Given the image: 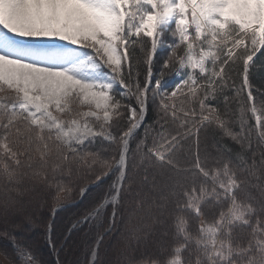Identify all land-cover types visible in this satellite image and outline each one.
<instances>
[{
  "label": "snow or ice",
  "instance_id": "1",
  "mask_svg": "<svg viewBox=\"0 0 264 264\" xmlns=\"http://www.w3.org/2000/svg\"><path fill=\"white\" fill-rule=\"evenodd\" d=\"M159 48L168 56L156 73ZM262 50L264 0H0V217L33 191L54 187L59 200L70 190L65 177L99 163L96 179L111 172L116 180L94 215L111 204L114 225L127 199L130 221L170 220L174 229V246L160 245L162 259L130 264H264L256 160L199 151L200 130L212 128L251 149L247 112L264 141V101L257 107L249 79ZM166 70L179 77L171 89ZM228 86L244 97L239 131L216 103L229 99ZM157 97V121L147 124ZM140 128L145 137L132 154ZM193 135L195 154H183ZM97 138L115 146L111 160L89 150ZM12 247L17 262L31 264L30 253Z\"/></svg>",
  "mask_w": 264,
  "mask_h": 264
},
{
  "label": "rangeland",
  "instance_id": "2",
  "mask_svg": "<svg viewBox=\"0 0 264 264\" xmlns=\"http://www.w3.org/2000/svg\"><path fill=\"white\" fill-rule=\"evenodd\" d=\"M167 56L168 51L166 50V48L158 49L153 61L154 72L159 73L161 65L167 58ZM255 57L256 56L253 57V60L255 59ZM249 63L251 64L252 62L250 61ZM164 73L165 75L163 76L170 74L168 70ZM174 76V80H170V85L172 86L179 81V77L176 74ZM181 88L183 89V86H181ZM183 90L185 92L187 91L186 89ZM149 95L151 96V93ZM254 95L256 97V105L257 107H259L260 103L264 101V88H259V90L256 91ZM181 98V90L178 89L177 102H179V99ZM158 102V97L156 104L152 103L151 101L149 102L152 105L156 106L155 109L157 111V114ZM225 113L228 123L229 119H231V121L235 123L234 125H236V123L240 125V120L238 118L239 106H234V108H232L231 110L226 109ZM257 115H260V112H258ZM246 119L247 125H249L250 120L252 121L253 130L256 134V138L250 137L252 142L251 146L253 145L251 151L261 147H263L264 151V141L261 140L259 136V130H257L256 128L257 121L255 116H253L251 112H247ZM253 130H251L250 133ZM207 133L208 129H201L199 132V151L201 154H207L209 155V157L215 158L210 156V153L207 150ZM142 136H144V134ZM190 137L193 138L194 144L184 145V149L182 150L183 154H187L188 148H191L193 154H195L196 152L197 145L195 135ZM256 139L257 148L254 146ZM97 140H101V142L96 141L92 144L94 145V149L89 150L97 153L100 160H111L112 156L116 155L115 146L110 147L108 142L102 141L101 138H97ZM135 143L137 144L138 141H135ZM212 147H214L215 150H218L217 144L212 145ZM262 154L263 153L260 152V156ZM257 156L259 157V155ZM138 161L140 162L139 158H137V162ZM93 168H95L96 171L85 167L82 171L72 176V178L76 177V182L73 180L70 181V187L68 185L70 190H66L65 192L60 193L59 200L55 199L56 191L54 187L48 190L33 191L23 197V203L21 206H19L18 211L13 212L8 216L6 220L3 217H0V264H23V261L17 262L15 260L16 253L12 247L14 244L19 246L21 252L31 254V264H83L82 262H84V264H95L98 258V254H100L101 252V250H98V248L100 244H102V239L104 242L102 244L103 248L101 252V258H104L102 256L106 253L108 254V258H104V263H100L99 261V264H130V261L135 262L145 260L143 256H138V258L136 259L132 256L130 252L132 239H130L131 237L126 236V232L130 233V231H133L135 228L142 229L141 227H143V225L149 226L152 224L153 227H156V223H153L151 220L145 221L142 219H134L130 221L127 211L125 214V218L124 215L123 217H120L122 210H126L124 208V202H122L118 206L117 210L119 213V217L117 215L114 225L112 223L113 205L108 204L102 209L98 216L94 215V209H96L100 204L104 202L106 196H108L110 192V186L116 180V175L112 174L111 172V174L109 173L106 176H101L100 180L104 178H106V180L104 179V181L94 186L96 188L101 185L98 190L88 195V198L84 204L75 208V210L77 209L76 211L73 210L70 212H66L64 214V218H62L61 214L62 220L59 223L55 222L54 212L60 210L61 208H68L78 205L82 201V198L85 197L91 189H95L93 187L84 191L85 193L81 192V189H86L87 187H90L91 185H94L100 181L96 179L100 164L98 163L97 165H94ZM65 182L68 181L66 180ZM29 186L30 185H28L27 183L25 184V187ZM82 194L83 197H81ZM2 199L3 189L2 186H0V200ZM79 213H81L80 218H78ZM104 213L105 217L102 215ZM67 215L73 217V221L72 224L67 229H65V226L67 225ZM90 220L92 221L90 222V225L87 226V228L83 231L82 236L88 237L90 241L91 239L94 241L93 243H90V246H86V248L85 246H82L80 252L77 247L79 243L76 245L75 239L74 246V244L71 242L70 236L77 229L81 228L86 221ZM162 227L170 228L171 225H162L161 228ZM52 230H54V233ZM64 230L66 232H64ZM119 230L123 231L124 235L117 234ZM246 231H250V229ZM35 232H38V234H35ZM56 233H59L62 236H66L61 240L59 235V238H57ZM76 235L78 236V234H75V236H73V239L76 237ZM82 236L81 238H83ZM80 242H82V240ZM158 245V241L154 242L155 247L158 248ZM93 250H95L96 252L95 259H93L92 255ZM77 251H79V255H76ZM5 252H7L8 255L12 257V259L6 257L4 255ZM156 258L158 257L156 256Z\"/></svg>",
  "mask_w": 264,
  "mask_h": 264
},
{
  "label": "trees",
  "instance_id": "3",
  "mask_svg": "<svg viewBox=\"0 0 264 264\" xmlns=\"http://www.w3.org/2000/svg\"><path fill=\"white\" fill-rule=\"evenodd\" d=\"M262 51H264V50H262ZM254 60L256 61V63L250 69V77H249V79H250V82H251V84L253 86V90H254V94H255L256 91L259 90V88H264V56H260V53L258 52ZM168 71L170 72V74L166 75V76H163L162 79L167 82V85H168L169 89H171L174 85L173 86L170 85V80H172V81L174 80L175 73L172 70H168ZM146 72H147L146 66H142L141 75H140V79L141 80L144 79V77L146 75ZM163 75H165V73ZM230 83L231 82H229V84ZM237 87H239V81H237ZM224 93L228 94L229 99L226 101L223 98V96H220V97H218V100L216 102L219 105L220 111L223 112V113H225L226 109L231 110L232 108H234V106H238L237 99H240V100L244 99L243 95H241V97L237 98L233 88L230 87V86L225 87ZM155 108H156V106H154L151 103H149V109H148V113H147V117H146V123L147 124H155V122L157 121V111H156ZM234 124L235 123H233L231 121V119H229V125L233 128V130L234 131H239L240 125H238V123H236V125H234ZM251 125H252V121L250 120V123H249L248 126L250 127L251 130H253V125L252 126ZM143 134H144V136H142ZM144 137H145L144 128L138 129L135 138L129 141V146H130V149L132 150V154H135V150H136V145L137 144L135 143V141L139 142ZM250 137L251 138H256V134H255L254 130L250 133ZM207 138L208 139H206V141H207L206 145L208 146L207 150L210 153V156L217 157L218 154L227 155V153H225L223 151L224 149H230L231 150V154L233 156L243 152V154L249 159V161H251L252 159L256 160L257 165H258V174H260L261 176H264V167L260 166L261 162H262V158H264V151H263V147H261L262 149L256 147L257 139L255 140V145H254L257 149H254L253 151H251L253 145L251 146V149H242L239 144H237L235 141H233L230 137L224 135L223 131L218 129V128H212L210 130L208 129ZM97 141L101 142V140H97ZM193 142H194L193 138L190 137V138H188V143L185 144V145L194 144ZM214 144L218 145V150H215L214 147H212V145H214ZM89 149H94V145H90ZM260 152L263 153L261 156H260ZM257 155H259V157ZM139 163H141V161L137 162V164H139ZM66 180L68 181V182H66L67 185H69V187H70V185H71L70 181L73 180V181L76 182V177L75 178H72V177L71 178H67V177H65V181ZM100 186H98L96 188L94 187L95 189H91L87 193V195L82 198V201L78 205L73 206V207H68V208H61L62 210L60 209V210L54 212L55 216L54 215L53 216H54L55 222L59 223L62 220L61 219V214H62V218H64V214L66 212L73 211V210H75V208H77V207L81 206L82 204H84L86 202L87 198H88V195H90V193L95 192L96 190H98ZM124 208L126 210H122V213H121L120 217H123V215H124V218H125V214H126V211H127V199L124 201ZM80 214L81 213H79V217L78 218H80ZM102 215L104 216L105 213L102 214ZM118 217H119V213H118ZM72 219H73V217H70L69 215H67V221H66L67 225L65 226V229H67L72 224V221H73ZM91 221L92 220L86 221L81 228L77 229L70 236L71 242L74 244V246H75V239H76V245L79 243L77 245V247H78V250H80V252H81L82 246H85V248H86V246H88V245L90 246V243H93V241H94L92 239L90 241L88 239V237L82 236L83 231L87 228V226L90 225ZM167 224L170 226L171 225V221L169 220L167 222ZM167 224H164V226L167 225ZM156 225H157L156 227L155 226L153 227L152 224L149 225V226L143 225V227H141L142 229H140L141 231L139 233V237L140 238L132 236V232L133 231H130V233L126 232V234H127L126 236L131 237L130 239H132V244L130 246V252H131L132 256L135 257V259L138 258V256H143V258H145V260H149V261L152 260V259H155L156 256L162 259L163 256L161 255V249H160L161 243H163L165 245L174 246V243H173L174 237L171 235V233L174 231V229L172 228V225H171L170 228H167V227H162L161 228L162 224H159V223H156ZM196 226L197 225H193V230H195ZM165 230H167V232L169 233L167 236L163 235V232ZM52 231L54 233V230H52ZM146 231H150V235L147 238H144V232H146ZM64 232H66V231L64 230ZM123 233L124 232L120 231V230L117 232V234H120V235H124ZM35 234H38V232H35ZM56 234H57L56 235L57 238H59L58 237V235H59L61 240L66 236V235L62 236L59 233H56ZM75 234H78V236L76 235V237L73 239V236H75ZM81 236L83 238H81ZM80 239L82 240V242H80L81 241ZM157 241H158V244H159L158 248L154 246V242H157ZM103 242L104 241L102 239L101 243L103 244ZM102 244H100V246L98 248V250L100 249L101 252H102V248H103ZM104 247H105V244H104ZM101 252H100V254H98V258L99 257L100 258L99 259L97 258V261H96L95 264H99V261H100V263L101 262L104 263L103 260L108 255L106 253V254H104L102 256L104 258H101ZM78 253H79V251H77L76 255H79ZM98 253H99V251H98ZM185 255H187V254H185ZM109 256H110V254H109ZM82 263L84 264V262H82Z\"/></svg>",
  "mask_w": 264,
  "mask_h": 264
},
{
  "label": "water",
  "instance_id": "4",
  "mask_svg": "<svg viewBox=\"0 0 264 264\" xmlns=\"http://www.w3.org/2000/svg\"><path fill=\"white\" fill-rule=\"evenodd\" d=\"M111 174V173H110ZM106 180V178H104ZM104 179L100 180L98 183L94 184V185H91L90 187H87L86 190L90 189V188H93L94 186H96L97 184H99L100 182L104 181ZM85 193V192H84ZM83 197V194L82 196Z\"/></svg>",
  "mask_w": 264,
  "mask_h": 264
}]
</instances>
